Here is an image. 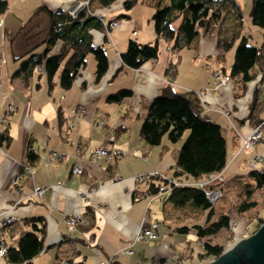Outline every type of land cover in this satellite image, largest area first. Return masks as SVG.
<instances>
[{
	"label": "crops",
	"instance_id": "obj_1",
	"mask_svg": "<svg viewBox=\"0 0 264 264\" xmlns=\"http://www.w3.org/2000/svg\"><path fill=\"white\" fill-rule=\"evenodd\" d=\"M76 1L8 0V9L1 17L0 35L4 40L14 36L19 26L40 6L50 11L67 9ZM121 5L122 0H116L108 8H100L96 2L92 5L99 16L119 21V27L112 30L106 43L112 42L113 45L111 50L106 48L107 73L98 80L94 73L96 62L86 57L85 67L68 89L64 90L59 85V75L54 76L51 89L45 75L33 76L29 83L24 84L12 77L19 63L14 57L21 53V45L13 43L15 47L10 64L4 53L0 54V132L7 127L11 137L8 146L0 147V221L9 216L15 220L6 228L0 227V243L4 241L7 247L16 246L21 235L30 229L28 218H43L45 249L35 256L34 264H61L63 260L77 262L83 258L84 264H100L107 258L122 264H136L139 263L134 261L136 256L143 258L147 255L152 264H155L154 258L159 264L169 256L176 264L202 263L190 248V236L195 239L193 232L184 236V242L181 240L186 246L179 244L178 240L179 246L175 249L176 244L166 240L167 231L160 224L156 241L136 243L132 247L133 255L124 253L140 225L158 220L150 217L154 202L146 196L148 184L137 181L135 177L157 170L163 176L172 177L181 147L179 141L172 143L164 136L161 144L152 148L139 135L151 101L168 84L176 91L200 93V100L206 105L204 112H208L210 120L221 126L227 152V165L222 171L225 180L249 171V161L256 154L262 156L256 168L264 170V139L251 149L240 148L241 138L248 136L258 124V119L264 117V92L262 89L256 92L258 79L247 82L238 96L231 81L224 87L213 89L214 73H221L222 67L220 64H208L216 62L210 56L218 54L215 46L217 36L212 31L209 35V32L201 34L196 49L180 52L178 72L171 82L165 76L170 55L163 40L159 41L160 53L156 59H149L138 69L122 68L120 53L125 51L129 38L135 39L142 33L145 21L137 12L143 15L146 10L134 12V18L131 9L126 19H118L117 16L124 13ZM40 16L45 20L43 14ZM134 30L138 31L136 36H132ZM136 40L143 43L151 41ZM92 41L94 45L103 44L104 33L92 31ZM233 58L231 53L224 55L227 72ZM187 62L193 64L195 72L192 77L187 74L188 79H185L183 65ZM129 88L133 93L129 98L119 103L106 101L108 94ZM254 96L257 98L254 105L256 116L248 118L249 104ZM77 105L84 106L86 112L76 119L73 114ZM8 107L13 111L10 112ZM99 121H103L102 126L98 125ZM99 144L124 154L121 159L103 160L96 166L90 161L89 154L92 147ZM28 149L38 155L36 164L32 166V177L21 172V168L29 164L26 159ZM77 149L84 172L73 177L69 169ZM49 150L66 157L62 161L48 162ZM14 180L16 186L12 183ZM37 187L44 188L43 195L38 197L33 193ZM17 198L21 203L13 206ZM155 199L158 202V198ZM70 215H82L81 224L71 232L65 223ZM169 231L172 235L178 234L171 229ZM85 246L93 249L84 251ZM0 264H8L2 256Z\"/></svg>",
	"mask_w": 264,
	"mask_h": 264
},
{
	"label": "trees",
	"instance_id": "obj_2",
	"mask_svg": "<svg viewBox=\"0 0 264 264\" xmlns=\"http://www.w3.org/2000/svg\"><path fill=\"white\" fill-rule=\"evenodd\" d=\"M97 1L99 7L104 8L110 7L116 0ZM138 2L152 9L150 17L156 39L152 43H143L129 38L125 51L120 53L122 68L138 69L149 59H156L160 53L159 41L163 40L170 48V61L165 68V76L171 82L178 72L180 52L184 49H196L201 34L216 30V46L219 50L217 56L222 59L224 53L231 50L238 40L230 70L227 72L225 67L221 68V73L227 74L236 86L235 95L243 92L247 82L256 79L259 85L256 92L261 89L260 85L264 82V0H251L249 10L251 23L261 28L260 47L248 45L247 37L240 35L243 13L236 0H122L121 8L124 13L117 18L126 19L129 16L127 12ZM8 5V0H0V18L7 11ZM40 14L44 15L46 22L41 38L37 33L30 32L31 27L36 24L34 19L40 18ZM94 30L104 33L103 24L99 16L89 14L85 9L71 16L66 9L50 11L45 6L38 7L30 18L19 26L11 39V43L21 45L22 41L26 44V47L21 46V53L14 57L19 63L12 77L27 84L36 72L37 66L43 62L49 88L53 87L54 76L59 72L58 83L65 90L72 86L80 69L85 67L87 55L91 53L96 62L94 70L96 80L100 79L107 73L108 41L104 35V43L94 45L92 41ZM57 42L60 43V49L57 54L50 56L52 45ZM40 74L37 76L40 77ZM132 94L130 88L118 89L108 94L106 101L119 103ZM255 97L249 104L248 118L256 116ZM147 113L141 123L139 135L149 147L159 146L164 136L174 143L182 138L185 130L188 131V135L182 142L175 162L173 176L179 184L168 186L160 177L152 176L146 182L148 184L146 192L155 195L160 187H164L166 190L159 197L160 221L176 233L188 234L189 231H193L205 249L199 253V257L216 258L221 254L223 246L213 242V237L221 230L229 228L230 218L227 213L221 212L216 220H212L215 206L206 199L199 187L187 184V181L202 179L210 173H218L226 166V142L221 126L217 122L204 119L202 102L195 91H176L171 84L162 88L160 95L151 101ZM258 121H261V118ZM10 143L9 130L5 127L0 132V147L8 146ZM37 158V153L28 149L27 161L35 165ZM228 184L237 185L236 188L241 187L238 191L242 194L240 204H232L234 211L241 216L258 207L252 196L255 189L264 188V170L250 169L247 173L230 179ZM202 213H206L203 224L189 222L188 219L195 220ZM27 224L31 229L21 235L15 247L9 246L2 255L8 264H34L35 256L44 251L43 218H28ZM109 259L107 264H122L113 258ZM65 264H84V258L77 262L72 259Z\"/></svg>",
	"mask_w": 264,
	"mask_h": 264
},
{
	"label": "rangeland",
	"instance_id": "obj_3",
	"mask_svg": "<svg viewBox=\"0 0 264 264\" xmlns=\"http://www.w3.org/2000/svg\"><path fill=\"white\" fill-rule=\"evenodd\" d=\"M91 1H93V0H91ZM236 1H237V3H239V5L241 7V11L243 13V19H242L243 26H242L240 35L242 37L243 36L247 37L248 45H251L253 47H255V46L256 47H260L261 46V42H262L261 28L258 27L255 24L251 23V17H250V14H249V10H250V7H251V0H236ZM93 3H95V2L93 1ZM93 3H92V5H93ZM92 5L90 7V11L92 12V15H93V14H96V13H95V11H93L94 9H92ZM70 7H68L66 10H68ZM146 8L147 9H145V7H142L141 4L138 2V3H136L135 6H133V8H132L133 11L131 10L132 11L131 13L135 16L134 18H136V14H134V12L136 13L138 10H146L145 14H143V15L139 14L140 11L137 12L138 16H141L142 18H144L145 26L142 27L143 30L140 31V32H142V33H140V36L138 35L135 39H139V40H142V41L145 40V39H147V40L151 39L150 42L152 43L156 39L155 38V34H154L155 30H153V28H152L153 21L151 20V17H150L152 9L150 7H148V6H146ZM101 19H105L107 21H110V20L106 19L105 17L101 18ZM0 21H1L0 22V25H1V23H2V19L1 18H0ZM34 21L36 22V24L33 27H31L30 32L37 33V35H39V38H41V36H43V34H44V29L46 27V25H45L46 22H45V20H42L41 16H40V18L34 19ZM211 31L214 32L215 35H216V30H211ZM211 31L208 33V35L211 34ZM12 37L13 36H11L10 38H5V40H4V39H2V37L0 35V54H1V52L4 53V55L6 56L8 64H10V62H12L11 56L14 53L13 51H14V47H15V45H13V43H11L12 42L11 41ZM152 38H154V39L152 40ZM237 42H238V40L234 43L233 48L231 50L225 52L224 55H226L228 53L234 54V50H235V48L237 46L236 45ZM20 44H21L22 47H26V44L22 43V41H21ZM42 46H40V49H42ZM112 46H113L112 42H109V44H106V48H108V50H111ZM215 46H216V43H215ZM164 48L169 53L170 48L167 47V46H165ZM216 50L218 51V54H219L218 47H216ZM106 53H107V49H106ZM218 54H214V55L210 56L212 61L215 60L217 63L213 61V62H208V64H211V65L212 64H214V65L220 64L221 67L224 68L225 60H224V58L222 59L221 57H218L217 56ZM87 57L88 58L91 57L92 59H94V56L91 53L88 54ZM227 57H229V56H227ZM0 58H1V55H0ZM206 60H205V62H206ZM203 67L205 68V66H203ZM183 69H185V72H184L185 73V79H188V78H186L187 74H189V76L192 77L193 72H195L194 69H193V64L190 65V63H188V62L183 65ZM58 73L56 75H58ZM213 77L215 78V76H213ZM215 80L216 81H215L213 89L224 87V85L228 84L231 81V79H230V81L225 83L224 85H220V86L216 87L215 85L218 82V79L215 78ZM262 91L264 92L263 89H262ZM82 107L83 106H81V108ZM202 107H203V110H204V108L206 109V105L205 106L202 105ZM208 109L212 110L211 108H208ZM258 129L262 130L261 134L259 136H255L254 139H253V142H251L252 144L249 145L248 147H244L243 146L244 140L247 139L248 136H245V137L241 138V140H240L241 141V145H240L241 149H244V150L251 149V148L255 147L257 144H259V142L263 141V139H264V117L261 118V121H258V124L255 126V128H253V131L250 134L254 133ZM250 134H248V135H250ZM187 135H188V131L185 130L184 131V135L182 136L181 140H179V144H181L184 141V139H185V137ZM261 160H262V156L260 154L254 155L251 158V160L249 161L250 162L249 163L250 169L258 170L256 168V165L260 164ZM53 162H57V161L54 160ZM92 163L94 165L98 166L100 162H96V161L93 162L92 161ZM71 168H72V166L70 167V170H71ZM222 171H223V169L221 171H218V173H211L212 178L210 180H214L213 181L214 183H218V181L219 182L221 181L223 192H220V196L217 197L216 199H214V198L210 199L208 197L207 200H210L209 202L213 206H215V212H214V216H213L212 220H216L221 212L222 213L223 212L227 213V215L230 218L229 228L221 230L218 235L214 236L213 237V242H216L218 244H230L231 245L232 244L231 238H233V240H234L233 242H236L237 240H242L243 239L242 235L244 234V230H245L244 228H246L247 234H249V233H252V231H256V230L260 229L262 224L264 223V188L255 189L254 192H253V196L252 197L257 201L258 207L256 209H252L250 212H247V213L241 215L244 219L243 218H239L238 216H236L234 214V211H233L234 207H233L232 204L233 203L240 204V202H241L240 200L242 199V197L240 195H242V194H241V191H240V193H238V191L241 189V187L240 188H236L237 185L233 186L231 184H228L229 180H225L224 179ZM157 173L160 176L159 172H157ZM218 174H220L221 177H220V175L217 176ZM215 175H216V177H213ZM79 176H81V174ZM79 176H76V177H79ZM147 176L148 175L143 176L142 179H140L138 176H136L135 179L137 181H141L144 178H146ZM165 181L167 182L168 186L170 184L173 185V186H176V185L179 184L178 180L174 176L167 177V179ZM13 184H15V183H13ZM187 184H192L194 186V184L192 183L191 180H188ZM160 188L164 189L160 193H164L166 189L164 187H160ZM160 188H159L158 191H160ZM38 196H41V195H38ZM152 202H154V203L152 204V206L150 208L151 209L150 210V212H151L150 213V217L154 218V219H158L160 221L161 220V211H160L159 207L161 205V201H160V199H158V202H157L156 199H155V200H152ZM157 203H159V204H157ZM70 216H73V215H70ZM78 216H80V215H78ZM205 216H206V213H202L198 217H196L195 220H192L191 218L188 219V220H190L189 222H193V223L196 222V223L203 224V222H204V220L206 218ZM10 218L11 217H9V218L7 217V219L1 220L0 223L3 222V221H6V220L10 221L11 220ZM14 221L15 220L12 219L10 222H7V224H2V225L7 226V225L13 223ZM156 221L157 220L149 222V224L157 225ZM81 222H82V215L80 216V219L78 221V225L77 226H79L81 224ZM159 224H160V227L162 229H166V231H167L166 232V234H167L166 240L169 239V240L172 241L171 242L172 244H176V248L175 249L178 248L179 244H181V243H183L185 241L183 238H184V236H186V234L178 233L177 235H172L170 233L168 227H166L161 221H160ZM143 226H147V225H143ZM141 227H142V225L139 226V228L137 230H139ZM238 227H240V228L244 227L243 230H242L243 231L242 235L237 230ZM164 236H165V234H164ZM164 236L162 237V239L164 238ZM240 237H242V238H240ZM158 238H159V234H157V231H156V234H155V238H146L145 240L144 239H136V233H135V235L129 240L128 246L125 247L124 253H127L129 255H133L134 254V250H133L132 247L134 245H136V243H140V242H143V241H146V240L156 241ZM178 240H180L179 244H178ZM181 240H183V242ZM189 241L191 243L190 248H192L195 251L194 253L197 254V252L200 250L199 249L200 242H198L196 239H194V236H190ZM2 243H0V244H2ZM186 245L187 244L185 243L182 246H186ZM89 248L90 247L85 246L84 251L88 250ZM92 249L93 248H91L89 250H92ZM0 256H2V255H0ZM206 260L209 261V260H211V258H209V259L208 258H203L202 262H207ZM108 261H110L109 258L104 259V260H102L100 262V264L108 263ZM129 261H133V260H129ZM134 261H138L140 264H152L150 256H148V255H147V257H143V258L142 257L140 258V257L136 256ZM153 261L155 262V264L158 263L157 262L158 261L157 258H154ZM62 262H64V260ZM129 263H132V262H129Z\"/></svg>",
	"mask_w": 264,
	"mask_h": 264
},
{
	"label": "bare ground",
	"instance_id": "obj_4",
	"mask_svg": "<svg viewBox=\"0 0 264 264\" xmlns=\"http://www.w3.org/2000/svg\"><path fill=\"white\" fill-rule=\"evenodd\" d=\"M78 1H82V0H78ZM94 2H97L98 3V1L97 0H93ZM93 1H91L90 0V4H89V6H88V9H89V11H90V7H91V5H92V3H93ZM77 2V1H76ZM75 3V2H74ZM104 8H108V7H104ZM88 9H85V10H87V13H88ZM94 11V10H93ZM94 15H96V16H98V14H94ZM103 18L102 16H99V18ZM117 20V19H116ZM101 22H102V20H101ZM103 24V23H102ZM119 27V25L117 26V27H115V28H118ZM103 29H104V26H103ZM113 30H115V29H113ZM112 32V30H108V31H106V34L104 33V35L106 36H110V33ZM134 32H135V34H134ZM137 30H134L133 32H132V36H136V34H137ZM106 36V38H107V40H108V37ZM57 44V43H56ZM56 44H54V45H52V48L53 49H60V47H58ZM41 65H43V62H42V64ZM40 65V66H41ZM38 67V66H37ZM81 70V69H80ZM38 73H41L40 74V76H42V75H44V67H43V71H39L38 69H36V72L32 75V76H36ZM79 73V72H78ZM219 74H221V75H223L222 73H219ZM227 75V74H226ZM46 76V75H45ZM39 77V76H38ZM263 86H264V82L260 85V87H261V89H263ZM197 93V92H196ZM197 96H198V98L200 99V93H197ZM204 103L202 102V105H203ZM79 107H81L80 105H77V107H76V109H75V111H74V113L75 114H73V117H75L76 119L77 118H81L84 114H85V112H86V110L84 109V113H82V114H79L78 113V109H79ZM83 108H84V106H83ZM8 109H9V111L10 112H12L13 111V109L11 108V107H8ZM207 119V120H209V121H211L210 120V118H209V113L207 112V113H205L204 112V119ZM98 125L99 126H102L103 125V121H99L98 122ZM181 140V139H180ZM179 141V140H178ZM181 145H182V143H181ZM95 147H101V148H104L106 151H107V155H105V156H103V157H100V162L101 161H103V160H107V161H109V162H111V161H115V160H118V159H121V156H123V151H120V150H118V149H115V148H110V149H108L107 147H105L103 144H99V145H96V146H93L92 147V149H91V152H90V154H89V158H90V161L92 162V155H93V153H94V149H95ZM114 152H117V154H114ZM74 157H73V159H74V163L71 165V166H74V165H76V167H77V169H81L82 170V172L80 173L81 175L83 174V172H84V169L80 166V164H79V161H80V152H79V149H77L76 150V153L73 155ZM66 156L64 155V154H62V153H60V152H58V151H54V150H49L48 152H47V156H46V160L49 162V161H51V162H53L54 160H56V161H61V160H63L64 158H65ZM58 159H60V160H58ZM46 161V162H47ZM32 164H26V165H24L22 168H21V172L24 174V175H27L28 177H32V175H33V172H32ZM97 166V165H96ZM70 170V169H69ZM27 171H30L31 173H29V172H27ZM174 171H175V167H174ZM157 172H159L158 170L157 171H155L154 173H148V174H143V175H138V177L140 178V179H142L143 178V176H145V175H148L146 178H144L143 180H141V182L143 183H146L147 182V180L151 177L152 178V176L154 177H160L161 179H163L164 181L167 179V176H163L160 172H159V174H160V176L158 175V173ZM70 175L71 176H73V177H76V176H79V175H74V173L70 170ZM211 175V173L210 174H207V176H205V177H203L202 179H197V180H193L192 178V183L194 184V186H196V187H199V189L202 191V193H203V195L206 197V199L209 197V190L211 189L210 188V186L208 185V179H209V177L210 178H212V176H210ZM220 174H218L217 176H219ZM213 177H216V175L215 176H213ZM220 177H221V175H220ZM16 180H17V178H16ZM16 180H14L13 181V183H15V184H13L14 186H16L17 185V183H16ZM116 180V179H115ZM214 180H211V183H212V185H214V188L213 189H215V188H219V191L220 192H223V188H222V185H221V181L219 182L218 181V183H214L213 182ZM221 186V187H220ZM37 188H39V189H37ZM37 188H35L34 190H33V193H34V196H36V197H38V195H43V193H44V188H41V187H37ZM41 189V190H40ZM91 190H93V189H91ZM37 191H41L42 193L41 194H39V193H37ZM161 194L162 193H160L159 191H157L156 193H155V195H153V194H149V193H147L146 192V196H148L149 198H150V201L151 200H154L155 198H158V199H160L159 197L161 196ZM161 201V200H160ZM208 201H210V200H208ZM19 203H21V199L20 198H17L16 199V201L14 202V204H13V206H17ZM234 211V210H233ZM234 214L236 215V216H238L239 218H243L242 216H240V215H238L235 211H234ZM9 217H11V218H13L14 219V217H12V216H9ZM8 217V218H9ZM69 218V217H68ZM7 219V218H6ZM244 219V218H243ZM66 220H67V218L65 219V223H66ZM245 221V220H244ZM246 222V221H245ZM156 223H157V225H156V231H157V234H159V230H158V225H159V221H156ZM67 224V223H66ZM145 225H149V223H146ZM141 226V225H140ZM143 226V225H142ZM0 227L1 228H6L7 226H4V225H2L1 223H0ZM67 227H68V225H67ZM139 228V227H138ZM243 228L244 227H238L237 228V230L241 233V235H242V233H243ZM31 229V228H30ZM29 229V230H30ZM69 229V228H68ZM75 228H73V229H69V231L71 232V231H73ZM245 230H244V234L242 235V237L243 238H245V239H247V238H249V237H251L252 236V234H254L256 231H252V233H249V234H247V230H246V228H244ZM259 230V229H258ZM189 232H193V231H189ZM194 233V232H193ZM24 234V233H23ZM195 234V233H194ZM195 239H196V235H195ZM197 240V239H196ZM198 241V240H197ZM234 240H233V238H231V242H232V244L230 245V244H219L220 246L222 245L223 247V250H222V252H221V254H223V253H225V252H227V251H229V250H231L232 249V247L234 246V245H236L239 241H241V240H237L236 242H233ZM198 242H200V245H199V251L197 252V254L196 253H194V255L196 256V258H198L199 260H203V258H201V257H199V253L200 252H204L205 251V249H204V245H203V243H202V241H198ZM2 247H4L5 248V251L8 249V247L6 246V244L3 242L2 243ZM13 247H15V246H13ZM45 249V248H44ZM192 251L193 252H195L193 249H192ZM221 254L218 256V257H220L221 256ZM3 257V256H2ZM218 257H216V258H211V260H209V261H207V262H202L201 264H210L212 261H215V260H217V258ZM172 257L170 256V257H168V258H166V259H164L163 261H161V263H159V264H176V262H173L172 261V259H171ZM184 259V258H183ZM209 259V258H208ZM180 261V260H179ZM65 262V261H64ZM181 262V261H180ZM182 264V263H181Z\"/></svg>",
	"mask_w": 264,
	"mask_h": 264
},
{
	"label": "built area",
	"instance_id": "obj_5",
	"mask_svg": "<svg viewBox=\"0 0 264 264\" xmlns=\"http://www.w3.org/2000/svg\"><path fill=\"white\" fill-rule=\"evenodd\" d=\"M89 4H90V0L77 1V2L73 3L72 6L68 9V13L71 16L72 15H76L77 13L83 11V9H88ZM88 12H89V14H92V12L89 11V9H88ZM100 20H102V23H103V26H104L103 30H104L105 34H106V31H108L109 29L113 30V29H115V27H117L119 25V21L116 20V19L107 21L105 19H101L100 18ZM134 34H135V32H134ZM56 45L58 47H60V43L57 42ZM58 50L59 49H53L52 48V51L49 53L50 56H53V55L57 54ZM43 67H44V65H41V66H38L37 69L39 71H43ZM214 76H215V78L218 79V82L215 85L216 87H218L220 85H224L225 83L230 81V78L226 74L221 75L219 73H214ZM263 90H264V86H263ZM203 106H205V104H203ZM78 113L79 114L84 113V108L83 107L82 108L79 107ZM261 132H262V130L258 129L254 133L248 135V138L244 140L243 146L244 147H248L249 145H251L252 144L251 142H253L254 137L255 136H259L261 134ZM114 154H117V152H114ZM105 155H107V151L104 148L95 147L94 153H93L91 158H92L93 162L94 161L100 162L99 161L100 157H103ZM58 160H60V159H58ZM71 171L74 173V175H80V173L82 172L81 169H77L76 165L72 166ZM27 172L31 173L30 171H27ZM210 179L211 178L209 177L208 185L211 188L209 190V198L210 199H212V198L216 199L217 197L220 196V191H219V188L213 189L214 185H212V183H210L211 182ZM163 190H164L163 188H160L159 192H162ZM37 193L41 194L42 192L41 191H37ZM10 219L12 220L13 218H10ZM79 219H80V216H78V215H73V216H70L69 218H67L66 223L68 225V228L70 230L73 229V228H76V226L78 225ZM10 221L6 220V221L1 222V224H7V222H10ZM155 234H156V225L155 224H149L147 226H142L139 230H137L136 239H144L145 240L146 238H155ZM4 252H5V248L2 247V244H0V255H3ZM61 264H65V262H62ZM105 264H107V263H105Z\"/></svg>",
	"mask_w": 264,
	"mask_h": 264
},
{
	"label": "water",
	"instance_id": "obj_6",
	"mask_svg": "<svg viewBox=\"0 0 264 264\" xmlns=\"http://www.w3.org/2000/svg\"><path fill=\"white\" fill-rule=\"evenodd\" d=\"M210 264H264V223L251 237L243 238Z\"/></svg>",
	"mask_w": 264,
	"mask_h": 264
}]
</instances>
